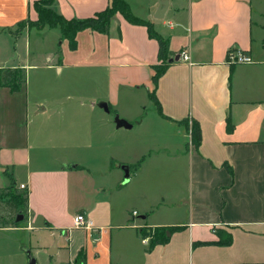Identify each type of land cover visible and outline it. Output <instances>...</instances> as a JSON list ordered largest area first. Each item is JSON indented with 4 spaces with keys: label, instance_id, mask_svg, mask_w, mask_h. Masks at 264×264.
<instances>
[{
    "label": "crops",
    "instance_id": "0c3cea01",
    "mask_svg": "<svg viewBox=\"0 0 264 264\" xmlns=\"http://www.w3.org/2000/svg\"><path fill=\"white\" fill-rule=\"evenodd\" d=\"M2 1L0 33L25 17L6 20V12L28 8V19H37L31 0ZM126 1L167 40L170 64L155 85L159 42L147 25L121 13L113 15L108 33L77 34L75 51L81 35L91 40L92 54L104 51L102 61L94 62L107 72V91L90 111L107 102L113 117L77 121L74 115L87 113L77 107L70 112V130L59 134L64 151L34 163L28 149L0 146V171L29 190L26 229L57 236L54 254L68 255L58 264H264V0ZM110 2L55 0L52 7L66 19H85ZM230 50L254 61L231 64ZM57 66L60 72L66 67L62 58ZM134 97L143 99L137 109L131 108ZM121 98L128 102L122 109ZM149 105L154 114L145 113ZM116 116L132 127L118 128ZM193 120L201 128L198 147L191 143ZM76 123L79 128L72 127ZM137 126L163 139L143 155L132 152ZM79 130L82 142L76 143L71 136ZM115 138L117 152L111 149ZM122 165L129 166L128 179ZM83 177L93 179L85 193ZM82 212L92 228L75 226ZM159 227L172 229L160 235L166 242L149 249L143 237L148 232L152 238ZM229 235L230 244L219 243Z\"/></svg>",
    "mask_w": 264,
    "mask_h": 264
},
{
    "label": "rangeland",
    "instance_id": "374dc122",
    "mask_svg": "<svg viewBox=\"0 0 264 264\" xmlns=\"http://www.w3.org/2000/svg\"><path fill=\"white\" fill-rule=\"evenodd\" d=\"M37 1L39 0H31L33 7ZM0 4V11H4L2 0ZM20 15L25 16L21 21L28 19L30 15L28 8L6 12L5 19L9 20ZM79 41V51L71 49L68 41L62 40L59 27L45 26L39 30L29 25L24 28L17 25L0 33V66H21L26 69V79L19 91L12 93L6 86L0 88L1 147L28 149L34 163L44 156L64 151L63 145L58 141L61 139L59 134L62 128L70 130L72 117L70 112L77 110V107L87 111L86 114L74 115L77 121L84 116L91 117L95 123H101L103 118L113 117L112 113H105L106 110L102 107H97L93 113L89 106L91 103L102 101L107 91V72L97 68L94 62V60L102 61L104 51L101 49L92 54L89 51L92 42L85 35H81ZM61 58L66 67L60 72L57 62L61 61ZM139 101H143L142 97L136 99L134 97L131 108L137 109ZM81 103L84 107L79 106ZM126 103L128 102L121 98L119 107L122 109V105ZM40 106L46 107L47 110L40 112ZM151 111L154 114L153 106H147L145 113ZM189 125L193 127V122L191 121ZM72 127L80 126L76 123ZM132 130L130 142L132 147H135L132 150L135 154L142 152H144L142 155L146 154L152 147L149 145H158L163 140H160L158 136L152 137L154 135L150 133L149 127L146 129V127L137 126ZM81 134H83L81 130L75 131L71 139L82 142ZM167 139L172 140V138ZM112 142L115 144L111 149L115 152L119 151L118 138ZM69 150L75 155L78 152L83 153V151H74V148ZM18 174L21 177L26 172H18ZM11 181H13L11 176H5L0 171V186L10 185ZM92 183L93 179L83 177L80 181L82 191L85 193L91 190ZM15 186L17 189L20 188L19 182ZM19 192L0 187V226L8 222L15 227L14 230L0 228V264H27L26 249L31 251L39 264H58L61 258L67 259V253L49 254L50 245L57 239L50 230L26 229L29 228L28 212L24 213L22 209L15 212L13 210L14 194ZM19 215H23V218L17 221ZM151 234L153 235L154 232ZM150 241L151 237L149 244Z\"/></svg>",
    "mask_w": 264,
    "mask_h": 264
},
{
    "label": "trees",
    "instance_id": "16d2710c",
    "mask_svg": "<svg viewBox=\"0 0 264 264\" xmlns=\"http://www.w3.org/2000/svg\"><path fill=\"white\" fill-rule=\"evenodd\" d=\"M55 0H39L34 3L35 10L38 13V18L36 20H22L19 22L18 26L24 28L27 25L31 27H35L39 30H42L45 26H49L51 28L59 27L61 31V38L63 40H67L71 49L77 48V34L85 29H92L95 31H100L102 33H108L110 28V22L116 13H121L128 21L135 24H145L148 26L149 35L152 38L158 40L160 45V58L161 63L154 65L155 74L153 75V82L157 85L159 78L169 66L168 55H169V47L168 42L165 40L160 34L154 31L150 24L144 23L143 20L137 18L131 8L129 3L126 0H111L109 6L103 10L95 14L93 17L85 18V19H66L62 16L57 10H55L52 5ZM99 19V20H98ZM26 79V69L21 66H12V67H0V88L8 87L10 91L17 92L20 87L24 83ZM151 99L155 102L157 101L155 92L152 91L149 93ZM159 103V102H158ZM188 123V122H187ZM189 127V125H188ZM191 143L195 146H199L201 143V128L197 121L193 120V127L191 130ZM140 164V163H138ZM13 181L7 187L8 190L14 189V191H20L19 193L14 194V202H13V210L14 212L22 209L24 213L28 212V189H17L15 186L14 179L11 177ZM7 195H9L7 193ZM10 223L6 222V225L9 226ZM172 228H157L154 235H152L149 249L154 248L159 243H164L167 241V236L165 234L164 237H160L164 231L170 230ZM146 231V229H142ZM161 233V234H160ZM148 232H146V235ZM232 241L231 235H229L226 239L219 241V243L230 244ZM218 243V242H217ZM82 259V258H81Z\"/></svg>",
    "mask_w": 264,
    "mask_h": 264
},
{
    "label": "built area",
    "instance_id": "2783aa9c",
    "mask_svg": "<svg viewBox=\"0 0 264 264\" xmlns=\"http://www.w3.org/2000/svg\"><path fill=\"white\" fill-rule=\"evenodd\" d=\"M182 58L186 61L189 60V55L184 53L182 55ZM227 60L231 64H237V63H250L253 62V57L249 54H246L245 52L242 51H237V50H230L228 52V57ZM20 187L22 189L27 188V184H21ZM133 215H137V211L133 212ZM75 221V226L81 227V228H92L93 227V221L86 216L85 213H78L75 215L74 218ZM149 236L143 237V241L145 243H149Z\"/></svg>",
    "mask_w": 264,
    "mask_h": 264
},
{
    "label": "water",
    "instance_id": "95a60500",
    "mask_svg": "<svg viewBox=\"0 0 264 264\" xmlns=\"http://www.w3.org/2000/svg\"><path fill=\"white\" fill-rule=\"evenodd\" d=\"M100 107L104 108L107 112L110 111L109 105L107 102H101L99 104ZM44 106H40V111L44 110ZM116 126L118 128L120 127H127L131 128L132 124L128 122L126 119L120 118L119 116L115 117ZM123 170H125V176L126 179L129 178V166L128 165H122ZM23 218V215H19L17 218V221H20ZM57 251V243L54 242V244L49 249V254H54ZM27 257H28V264H39L37 258L31 253L30 250L26 249Z\"/></svg>",
    "mask_w": 264,
    "mask_h": 264
}]
</instances>
